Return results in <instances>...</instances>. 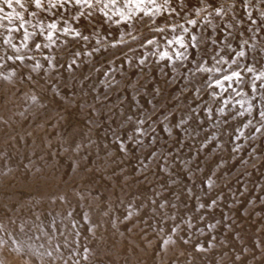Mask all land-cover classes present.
<instances>
[{
	"label": "rangeland",
	"instance_id": "rangeland-1",
	"mask_svg": "<svg viewBox=\"0 0 264 264\" xmlns=\"http://www.w3.org/2000/svg\"><path fill=\"white\" fill-rule=\"evenodd\" d=\"M177 2L176 0H170L167 5L165 2L161 3V0H158L146 9V11H150L149 15L142 13L139 17L134 16L127 19L125 22H128H124L121 26L118 24L113 26L104 25L100 27L101 32H93L94 28L92 27L94 25L87 23L79 31L82 36L88 37L87 40L82 38L74 40L72 35H58L56 38L62 46L57 50L19 53L0 51V56L7 57L4 66L7 70L9 69L10 73L13 71L12 74L17 77L19 74V77L28 74L30 76L34 73V70L38 71V74L44 71L28 68V66H31L27 65L29 63H25L27 66L25 64L20 65V61L14 59L16 55L25 58L53 56L56 59L57 67L53 68L47 79L51 80L50 82L55 81L59 90H64L68 86L67 74L69 72L74 71L79 74L82 70H85L88 75L101 74L98 81L90 85L91 90L98 92V94L92 96H81V94L72 96L70 93L65 92L59 96L51 97L48 94L40 93V91L43 93L44 90L42 84L31 85L34 93L38 90V94L35 93L37 96L35 94L26 95L30 88V81L28 80H31L26 79V76L23 79L21 78L25 82L19 80L20 85L15 80L16 76H12L13 79L11 78V80L9 79L10 82H14H11V85L8 84L9 81L1 84L0 88L3 93L0 105L11 101H13V104L10 110L0 113V264H264V118L259 116V111H264V94H261L264 91V88L261 87V84H264V78H262L263 80H254L257 75L264 72L262 68L264 66L258 65V68L256 65L258 63H252L251 67L254 66L253 68H256V71L257 69H261V71H258L259 73L254 71V74L253 72L249 73L246 71L248 54L240 61V57L236 59L234 52L231 50L226 51L227 54L220 52L219 56L223 57V60L231 63L232 58H235L239 64L241 63L240 68H236V65H232V68L240 71L243 78H245L242 84L240 83L241 85L233 81L235 92L229 89L223 93L222 97L217 98L221 89L209 88L208 84L213 83L218 76L223 74L216 72L215 69L218 67L228 68L230 63L195 64L190 67L191 65L187 64L189 59L196 55L197 48L200 46L199 43H197L195 49L192 47L181 49L175 43L171 45L168 43L176 35L185 36V43H187L188 36L193 35L194 32L196 36L203 33L213 36V40L216 41L229 40V42H233L238 36L226 24L228 16L225 15H229L233 8L241 6L242 8H248L247 11H251V13L255 7L264 12V0H249L246 6L243 0H227L223 6L221 3H215L214 7L221 10L220 17L222 16V18L213 14L215 12L213 7L208 8L203 13L197 14L195 12L191 16H187L189 13L197 11L198 6V9L207 6L209 2L207 3L205 0L204 3L196 0L198 4L195 0H184L182 6L179 0ZM172 5H175L173 7L177 12L172 11ZM160 7L164 8V11ZM157 8L159 11H157ZM191 8H195V10ZM214 15L216 22L213 18ZM192 19L197 21L195 26L188 24V20ZM201 20H204L202 21L204 24ZM199 23H202V26ZM177 25H183L184 28L189 30V33H183ZM205 25L207 28L204 27ZM224 26H226V30H224ZM173 27L176 29L175 34H171ZM214 28H216L215 32H212ZM158 29L164 31L161 32ZM228 32H232L230 36ZM223 33L227 38L225 36L223 38ZM233 34L235 37H232ZM38 40V37L34 36L28 41V44L34 45ZM149 40H152L153 43L149 44ZM239 47L243 49V47ZM239 49L238 47L235 48L236 52L242 50ZM161 50L167 52L172 59H161L160 57L164 53ZM176 52H183L188 56L187 59H184L185 63H182L183 60L176 59ZM244 52L246 51L244 50ZM76 53H79L80 58L74 59L76 64H71L72 66L69 68V65L67 66L68 59ZM9 56H12L13 60H9ZM64 65L68 67V72L67 69H64L61 73L58 68ZM199 68H211L213 71L204 72L200 71ZM24 70L29 73L27 74ZM14 71L19 74L17 75ZM59 71L60 75L56 78ZM189 73L192 80L185 83L184 79ZM183 83H185V86ZM13 85H16V88ZM10 86L16 92V97L14 96L16 99H8L9 93L6 91L11 88ZM253 86L256 88L255 92ZM6 87H8V90H6ZM24 91L25 93H23ZM236 92H239L240 95H236ZM18 93L21 95L20 97ZM182 93L184 97H181L183 96ZM230 98L235 99L236 102L247 101V104L243 106L244 108L237 106L238 111H244V115L240 116L241 119L243 118L240 125L237 126L235 123L234 128H227V126L233 121L236 122V116L238 115L232 114L228 119L225 118L232 107ZM225 99L228 101L227 106L222 102ZM125 100H127V104L128 101H131L128 107ZM122 102L125 103L122 104ZM184 103L191 107L189 112L191 116H208L213 112L214 116L211 118L215 122L213 123L212 119L210 121L209 116L206 119L207 122L203 120L207 116H203L202 120L198 118L200 122L197 121L198 124L196 123L197 126L194 125L195 128L190 127L188 124L185 125L181 119ZM250 105L257 108L256 111H253L252 107L250 113L245 111ZM221 108H223V112L220 111ZM187 120L195 122L191 119ZM140 121H143V123H140ZM222 121H224L226 131L220 129ZM212 123L217 124L212 125ZM80 125L84 127L79 128V131L84 130L87 133L96 126L102 130L100 129V132H97V136L88 137L84 141L86 134L76 133L73 138L74 141L76 140L75 142L78 141V147L74 150V157L69 156L66 151L68 148L61 146V136L57 132H63L64 138H67ZM191 129L197 131L195 137L197 135V137H206V142L204 140L205 143L196 146L191 153L192 156L182 159L179 152L182 150V146L187 148L186 145L189 143L187 132ZM256 129H260V131H256ZM209 131L212 132V135L215 133L212 140L209 139L213 137ZM216 131L220 134L217 135ZM22 132L25 136L20 141L13 144H4V138L7 134L14 137V135H20ZM185 132L187 134L182 139ZM120 137H124V143L121 145L117 142ZM184 138L186 139L184 140ZM217 141L222 143H219L221 147L216 145L218 144ZM144 143L149 144V146ZM223 143L227 146H224ZM122 145L123 148H121ZM222 147L226 149L227 153L225 152L226 154L223 156L226 159L224 161L220 159L217 162V165H219L223 161L220 167H216L215 164L213 167V164H210L211 156L214 153L213 156H222L219 154L223 149ZM256 148L260 149L257 150ZM115 154L119 156L120 161L118 159L113 161ZM209 154L210 156H208ZM167 155L168 159H166ZM170 155H173V157ZM125 156L128 157L124 159ZM54 157L59 163L50 164V160ZM189 157H192V159ZM172 158L176 161L179 158L181 166L179 170H176L175 166L177 164L172 165ZM163 160L166 163L162 162ZM168 160L172 163H168ZM187 161L191 169L188 168L190 166ZM190 161L194 166L190 164ZM195 161H199V163H195ZM206 161L208 162L206 163ZM116 162H118V165L116 164L114 167ZM247 162L253 166L250 167ZM181 163L184 164L183 168ZM243 167L244 169H242ZM111 168L114 171H111ZM184 168L185 170H183ZM199 168V171L203 174L197 171ZM100 169L105 171H100ZM192 169L194 172H192ZM207 169L209 170L206 171ZM244 170H247L246 173L249 171L251 174L249 173L248 177L241 176L245 173ZM48 171L51 172L52 181L51 179H49L50 181L47 180L46 173ZM183 172L188 173L185 175L191 178L197 175V178H195L200 180L198 183L202 182L199 184L200 186L197 184L199 195L195 194L193 198H189L191 191L188 189L187 192L186 190V204L183 203L185 205L182 204V198L179 200V197H177L179 192L174 189V187L182 188L181 184L184 180L181 173ZM209 172L211 175L208 174ZM204 173L207 174V177L204 176ZM179 174L181 175L179 176L180 179L176 176ZM192 174H195V176ZM216 174H219V176ZM228 177L235 180L229 184L230 178ZM55 178L56 182L54 181ZM60 181H63L62 183L65 186L68 184L67 189L69 191L65 190L63 192L60 189ZM148 182L153 184L150 185ZM47 183L48 191H52L48 192L45 189ZM209 183H211V187H208ZM201 185L206 190L201 189ZM150 186L154 187L153 190ZM167 186L169 189L166 188ZM157 187L158 189L160 187L158 191L156 190ZM175 191L177 196H175ZM66 192L68 193L66 194ZM126 192L129 193L126 194ZM66 195H70V197L68 198ZM150 195L153 196L149 197ZM118 196L119 201H117ZM151 198L153 200H150ZM168 198L170 199L168 200ZM212 200H215L216 204L208 209L207 205ZM152 201L156 203L151 204ZM129 202L130 205H127ZM160 203L166 204L169 211H167L166 206L165 208H156ZM200 203H204L206 207L197 210ZM173 204L175 207H172ZM50 205L52 207L48 208ZM60 206L67 211H63ZM182 207H189V209L182 210ZM89 209L95 214L99 213L96 218L102 224H113V219H118L117 215H122L121 219L119 218V221H121L116 226H109L108 230L101 226L96 231V225L89 218L80 216L82 210L87 211ZM163 209H166L167 212ZM53 210L56 213L58 222H55L53 218L55 215L50 212ZM190 216L192 227H188L187 223ZM201 216H203V219H200ZM173 217L175 218L173 219ZM208 225H214L215 228H209ZM172 227H177L175 233L171 232ZM236 227L240 228V231L236 230L235 232ZM169 237L175 243H164V241L169 240ZM184 240H187V243H184ZM257 240L260 242H257ZM66 241L69 243L68 247ZM149 243L156 247L152 252L147 250V246L150 247ZM113 245L120 251H118L119 257L110 254L113 252L110 248ZM197 246L203 250L197 251ZM242 247L245 254H237L236 252ZM145 251L151 254L148 257H141L145 255L143 254ZM126 252L129 253L127 257ZM48 253H51V256ZM245 255L246 257H244ZM127 261L129 262L127 263Z\"/></svg>",
	"mask_w": 264,
	"mask_h": 264
},
{
	"label": "bare ground",
	"instance_id": "bare-ground-1",
	"mask_svg": "<svg viewBox=\"0 0 264 264\" xmlns=\"http://www.w3.org/2000/svg\"><path fill=\"white\" fill-rule=\"evenodd\" d=\"M156 1H158V0H156ZM175 1V0H174ZM180 1V0H179ZM198 1H200L201 2V0H198ZM208 4H207V6H205V7H203V8H201V9H208V8H210L211 6H208L209 4H211V5H214L215 3H221L222 4V6L225 4V2L227 1V0H205ZM22 2L24 3V8H21L19 5H16V4H14L13 5V8H8L6 5H3V4H0V7H3L4 8V13H0V16H3L5 13H13V12H16V13H20L21 14V16H22V20H15V19H13V21L11 22V23H9V21H7V20H0V24H3L4 25V27L3 28H0V51H4V52H16L15 51V49H13L12 47H11V45H6V44H4L3 43V40L4 39H11V42H12V44H15L18 48H20L21 50H20V52H24V51H44V50H47V51H53V50H57L58 48H60V46H62V44L58 41V39L56 38L58 35H63V36H71L72 35V33L70 32L68 35H65L64 33H63V31H62V29L64 28V27H68V28H70L73 32H75V31H80L87 23H91V24H93L91 27L92 28H94L93 30V32H101V28L100 27H102V26H104V25H111V26H113V25H116V24H118V25H120L121 26V24H123L126 20L125 19H123V16H127L128 17V19H131V18H133L134 16L136 17V16H138L139 17V15H141L142 13H144V12H141V11H138L135 7H133V6H131V5H128V0H118V3L117 4H115V5H112V4H109V7L108 8H104V3L105 2H107V0H102V2L100 3V4H96L95 3V0H92V2H93V7L92 8H86V7H84V8H81V7H79V6H76V5H67V6H65V8H63V9H56V8H52V9H50V10H40V9H36L35 8V6H34V4L31 2V0H22ZM53 2H55V0H53ZM163 2H165V0H161V3H163ZM173 2V1H172ZM176 2H177V0H176ZM191 2V1H190ZM195 2H196V0H195ZM251 2V1H250ZM256 2V1H255ZM160 3V4H161ZM186 3V2H185ZM264 3V2H263ZM173 4H175V3H173ZM177 4H178V2H177ZM196 4H198L197 2H196ZM235 4V3H234ZM261 4V3H260ZM151 5H153V4H149V3H147V0H146V3L144 4V5H142V7L146 10L148 7H150ZM168 5V4H167ZM190 5V4H189ZM188 5V6H189ZM231 5V4H230ZM233 5V4H232ZM241 5V4H240ZM255 5V4H254ZM258 5V4H257ZM157 6V5H156ZM161 6V5H160ZM173 6H175V5H172V7ZM177 6V5H176ZM182 6V5H181ZM180 6V7H181ZM185 6V5H184ZM184 6H183V8H184ZM186 6H187V4H186ZM186 6H185V8H186ZM191 6V5H190ZM238 6V5H237ZM166 7V6H165ZM231 7V6H230ZM162 7H160V9H161ZM198 8H199V6H198ZM197 8V9H198ZM253 8V7H252ZM163 9V11H164V8H162ZM173 9H174V7H173ZM187 9V8H186ZM191 9H193V10H195V8H191ZM226 9V8H225ZM170 10V9H169ZM189 10V9H188ZM193 10H191V11H193ZM206 10H202V12H199V13H203V11H206ZM227 10V9H226ZM248 10V8H242V6L241 7H236V8H233L232 10H231V12H230V14L229 15H225V16H228V18H226V24H228L229 25V23L230 24H232V27H231V30L234 32V33H236V36H238V38L235 40V41H233V42H229V40H217V44H213L212 43V40H213V36L211 37L210 35H206V34H203V33H200V34H198L197 35V37L199 38V48H197V53H196V55H192L193 57L192 58H190L189 59V62H188V64L187 65H191L190 67H192V66H194L195 64H202V65H204V64H209V63H213L214 65L215 64H218L216 61L218 60V59H220V56H219V54H220V52H225L226 53V51H229L230 49H228V47H227V45L228 44H231V46H232V48L233 49H235V48H237L238 47V49L240 48L239 46L240 45H242V47H243V49L246 51L245 53L246 54H248L249 55V58H248V60H246V67H247V65L248 66H250V65H252V63H258V64H256L257 66L259 65H261V67L262 66H264V20H262V13H264L261 9L259 10V9H256V7L254 8V11L251 13V11H247ZM190 11V10H189ZM228 11V10H227ZM168 12V11H167ZM177 12V11H176ZM179 12V11H178ZM195 12H197V11H194V12H191V13H189L187 16H191L193 13H195ZM226 12V11H225ZM33 13H35V15H33ZM81 13H83V15H81ZM89 13H91L90 15H89ZM105 13H107V15H105ZM118 13H122L123 15H120V14H118ZM249 13H251V18L252 19H255L256 21H257V24H255V25H253V24H251V22H250V20H249V16H248V14ZM213 14H215V12L213 13ZM212 14V15H213ZM222 14V13H221ZM164 15V14H163ZM169 15V14H168ZM172 15H173V13H172ZM179 15V14H178ZM166 16V15H165ZM170 16V15H169ZM187 16H185V17H187ZM171 17H174V16H171ZM180 17V16H179ZM182 17V16H181ZM208 17H210V15H208ZM218 17H220V16H218ZM213 18H215V15H214V17ZM220 18H222V16L220 17ZM163 19V18H162ZM164 20V19H163ZM207 20H209V19H207ZM215 20V22H216V18L214 19ZM221 20V19H220ZM202 21H204V20H201V22ZM211 21V20H210ZM228 21V22H227ZM24 23V29H27V31L28 32H35L36 33V35L35 36H37L38 37V42L39 43H41V45H42V47H41V49L40 50H36L35 48H34V45H29L28 43L29 42H27V44H28V47H22V45L25 43V41L23 40V36H24V29H20L19 31H13V32H11V33H9V31H8V28H19V26H20V24L21 23ZM53 22H55L56 24H57V29L56 30H51V29H48L47 28V25L48 24H51V23H53ZM128 22V21H127ZM127 22H125V23H127ZM219 22V21H218ZM217 22V23H218ZM203 23V22H202ZM201 23V24H202ZM206 23V22H205ZM208 23V22H207ZM217 23H216V25H217ZM225 23V22H224ZM189 24V23H188ZM200 24V23H199ZM200 24V25H201ZM204 24V23H203ZM219 24V23H218ZM187 25V24H186ZM208 25V24H207ZM211 25H212V23H211ZM222 25V24H221ZM190 26H192V25H190ZM202 26V25H201ZM210 26V25H209ZM176 27V26H175ZM175 27H173V28H175ZM186 27V26H185ZM189 27V26H188ZM198 27V26H197ZM204 27H206V25L204 26ZM203 27V28H204ZM213 27H214V25H213ZM218 27V26H217ZM225 27V29L224 30H226V26H224ZM116 28H118V27H116ZM207 28V27H206ZM205 28V29H206ZM211 28V27H210ZM112 29V28H111ZM171 29V28H170ZM198 29V28H197ZM215 29L216 28H214L213 29V31L212 32H215ZM223 30V31H224ZM49 31H52L53 32V40L55 41V43H52L51 41H48L47 39H45V37L47 36V33L49 32ZM119 31V30H118ZM166 31V30H165ZM41 32H43L44 33V35L43 36H41L40 35V33ZM112 32V31H111ZM211 32V33H212ZM241 32H243L244 33V35L243 36H240V33ZM175 34L176 32H171V34ZM195 33V32H194ZM194 33H193V35H194ZM198 33V32H197ZM225 34H226V31L224 32ZM223 33V38H224V36L226 37V35ZM229 33V32H228ZM230 33H232V32H230ZM116 34V33H115ZM164 35H166L165 33H163ZM212 35H214V34H212ZM230 36V35H229ZM232 37H235V35L233 34V36ZM64 38H66V37H64ZM222 38V39H223ZM227 38V37H226ZM225 38V39H226ZM57 39V40H56ZM31 40V39H30ZM244 40H247L248 41V43L247 44H243V41ZM31 43V42H30ZM44 44H48L49 46L47 47V48H45V47H43V45ZM198 45V44H197ZM240 49H242V48H240ZM239 49V50H240ZM242 49V50H243ZM162 50H163V48H162ZM161 50V51H162ZM237 50V49H236ZM238 50V51H239ZM241 50V51H242ZM243 50V51H244ZM183 51H185V50H183ZM162 52H164V51H162ZM165 53V52H164ZM224 53V54H225ZM162 54V53H161ZM199 54V55H198ZM202 54H205V55H202ZM222 54V53H221ZM227 54V53H226ZM225 54V55H226ZM230 54V53H229ZM228 54V55H229ZM235 54V53H234ZM190 55V56H191ZM248 55H246V56H248ZM260 55H263V56H260ZM235 56V55H234ZM45 57H48L49 59H51V64H49V62H48V60H46L45 59ZM82 57V56H81ZM84 57H85V55H84ZM188 57V56H187ZM231 57H233V56H231ZM230 57V58H231ZM236 57V56H235ZM72 58V59H71ZM69 57V59H68V64H67V66L68 65H71L72 63V61L74 60V59H77V58H80V55H74L73 57ZM244 58V57H243ZM15 59V58H14ZM160 59V58H159ZM233 59V58H232ZM235 59V58H234ZM236 59H237V57H236ZM240 59V61L242 60L241 58H239ZM69 60H70V62H69ZM72 60V61H71ZM153 60V59H152ZM158 60V59H157ZM183 61H182V63L184 62L185 63V60L184 59H182ZM7 61V57H3V56H0V67H1V70H0V86H1V84L2 83H4L5 81H9V79L11 80V78H12V76H16V75H13L12 73H13V71H11L12 73H10V71H9V69L7 70V68L4 66L5 65V62ZM76 61V60H75ZM158 61H160V60H158ZM244 61V60H243ZM18 62H19V60H18ZM150 62V61H149ZM229 63H230V61H228ZM16 63V62H15ZM25 63H29V64H27V65H31V66H28V68H35V69H42V71H44L43 73L41 72V73H37L38 71H36V70H34V73H32V74H30V76H28L29 74V72H27L26 70H24V71H26L27 72V76L26 75H24V76H26L25 78L26 79H31V80H28V81H30V88H29V90L26 92V95H30V94H35V93H37L38 92V90L34 93V91L32 90L33 89V87L31 88V85H36V84H42L43 85V93L40 91V93L41 94H48V96H51V97H56V96H59L60 94H63V93H70L72 96H77V95H79V94H81V96L82 95H85V96H92V95H95V94H98V92H96V91H93V90H91V87H90V85L91 84H93V83H96L97 81H98V79H99V76L101 75L100 73H95V74H91V75H88V73H86L85 72V70H82L79 74H76L74 71L73 72H69V74H67L68 75V86L64 89V90H59L58 88H57V85H56V82L55 81H52V82H50L48 79H47V76L51 73V71L53 70V68H56L57 66V63H56V59L53 57V56H39V57H31V59H28V58H25L24 60H23V62H19V64L21 65V64H25ZM42 65H41V64ZM43 63H46V64H44L43 65ZM221 63H223V62H221ZM37 64H39L40 65V67L39 68H37L36 67V65ZM76 64V63H75ZM241 64V63H240ZM17 65V64H16ZM26 65V64H25ZM26 65V66H27ZM242 65H243V62H242ZM254 65V64H253ZM19 66V65H18ZM25 66V67H26ZM67 66H61L60 68H58V69H60V71H61V73L63 72V70L64 69H67L68 67ZM87 66V65H86ZM199 66V65H198ZM201 66V65H200ZM259 66H258V68H259ZM254 67V66H253ZM16 68V67H15ZM21 68V67H20ZM19 68V69H20ZM23 68V67H22ZM189 68V67H188ZM219 68V67H218ZM225 68V67H224ZM263 69H264V67H262ZM26 69V68H25ZM81 69H82V67H81ZM84 69V68H83ZM86 69H89V68H86ZM256 69V68H255ZM16 70V69H15ZM30 70V69H29ZM79 70V69H78ZM23 71V70H22ZM31 71V70H30ZM60 71H59V74H58V76L56 77V78H58L59 77V75H60ZM66 71V70H65ZM256 71V70H255ZM260 72L261 71V69L260 70H258L257 69V71L256 72ZM15 72V71H14ZM21 72V71H20ZM25 72V73H26ZM32 72V71H31ZM47 72V73H46ZM67 72H68V69H67ZM258 72V73H259ZM16 73V72H15ZM22 73V72H21ZM45 73V74H44ZM72 73V74H71ZM147 73V72H146ZM17 74V73H16ZM19 74V73H18ZM17 74V75H18ZM190 74V73H189ZM188 74V76L184 79V81H185V83L186 82H188V81H191L192 80V76H191V74L189 75ZM253 74H254V72H253ZM22 75V74H21ZM145 75V74H144ZM243 75V74H242ZM20 76V74L18 75V77L16 76L15 78V80L17 81V83H18V85H20V83H19V80H22L23 78H24V76L23 77H19ZM246 76V75H245ZM251 76V75H250ZM22 78V79H21ZM55 78V79H56ZM101 78V77H100ZM245 78V77H244ZM243 78V79H244ZM13 79V78H12ZM102 79V78H101ZM247 80V79H246ZM255 80V79H254ZM263 80V79H262ZM16 81H15V83H16ZM22 81H24V80H22ZM67 81V80H66ZM264 81V80H263ZM262 81V82H263ZM11 82H13V81H11ZM10 81H9V83L8 84H10L11 83ZM25 82V81H24ZM7 83V82H6ZM14 83V82H13ZM12 83V84H13ZM17 83H16V85H17ZM185 83H183V85L185 84ZM261 83V82H260ZM264 83V82H263ZM67 84V83H66ZM242 84V83H241ZM240 84V85H241ZM254 84H256V83H254ZM5 85V84H4ZM11 85V84H10ZM15 85V86H16ZM264 85V84H263ZM14 86V85H13ZM14 86V87H15ZM185 86V85H184ZM259 86V85H258ZM11 87V86H10ZM13 87V88H14ZM19 87V86H18ZM89 87V88H88ZM236 87V86H235ZM244 87V86H243ZM260 87V86H259ZM261 87H262V84H261ZM7 89L6 90H8V87H6ZM16 88V87H15ZM238 88V87H237ZM241 88V87H240ZM264 88V87H263ZM35 89V88H34ZM235 89V88H234ZM120 90V89H119ZM264 90V89H263ZM4 91V90H3ZM248 91V90H247ZM259 91H261V90H259ZM7 93H9V95H8V99L9 100H11V99H16L15 97V93L16 92H14V89L12 90V87L8 90V91H6ZM18 92H20V91H18ZM121 92V91H120ZM123 92V91H122ZM184 92V91H183ZM2 90H1V88H0V99H1V95H2ZM21 93V92H20ZM23 93H25V91L23 92ZM100 93V92H99ZM186 93V92H185ZM184 93V94H185ZM6 94V93H5ZM19 94V93H18ZM38 94V93H37ZM37 94H35L36 96H37ZM121 94V93H120ZM261 94H264V91H263V93H261ZM182 95H183V93H182ZM188 95H190V94H188ZM15 96V97H14ZM18 96V95H17ZM21 95L19 94V97H20ZM39 96H40V94H39ZM118 96V95H117ZM18 97V98H19ZM119 97V96H118ZM181 97H184V95L183 96H181ZM186 97V96H185ZM188 97V96H187ZM193 97H195V96H193ZM193 97H189V98H193ZM242 97V96H241ZM115 99V98H114ZM245 99V98H244ZM183 100V99H182ZM188 100V99H187ZM226 100V99H225ZM228 100V99H227ZM231 102H232V107L229 109V112L227 113V115L225 116V118H229L232 114H235V115H238L237 113L238 112H244V111H238V109H237V106L239 105L240 106V104H238L237 102H236V100L235 99H233V98H230L229 99ZM126 101V104H127V100H125ZM242 101H244L243 102V106L244 105H246L247 104V101H245V100H242ZM129 103L127 104V107L129 106V104L131 103V101H128ZM185 102H186V100H185ZM222 102H224V100L222 101ZM125 103V102H124ZM123 102H122V104H124ZM187 103V102H186ZM12 104H13V101H11V102H9V103H6V104H4V105H0V113H3V112H6V111H8V110H10L11 108H12ZM210 104V103H209ZM120 106V105H119ZM126 106V105H125ZM194 106V105H193ZM208 106V105H207ZM251 107H252V105H250ZM199 107H200V105H199ZM36 108H37V106H36ZM38 108H41V107H38ZM44 108V107H43ZM46 108V107H45ZM44 108V109H45ZM47 108H49V107H47ZM54 108H56V107H54ZM70 108V107H69ZM194 108V107H193ZM210 108V107H209ZM241 108V107H240ZM244 108V107H243ZM248 108H249V106H248ZM253 108V107H252ZM43 109V110H44ZM50 109V108H49ZM197 109V108H196ZM211 109V108H210ZM256 109L257 108H253V111H256ZM47 110V109H46ZM45 110V111H46ZM56 110V109H55ZM54 110V111H55ZM190 110H191V107H188V104H183V106H182V117H181V119H182V121H184V124L185 125H190V127H192V128H195V126L194 125H196V123H197V121L201 118V120H202V117L204 116H207V115H203L202 117L201 116H199L198 115V117H195V116H191L190 114H189V112H190ZM193 110V109H192ZM212 110V109H211ZM44 111V112H45ZM38 112H41V111H38ZM43 113V112H42ZM54 113V112H53ZM225 113V112H224ZM45 114V113H44ZM208 114V113H207ZM214 113L213 112H211L210 113V115H208L209 117H210V121H211V117L212 116H214L213 115ZM125 116V115H124ZM208 116L206 117V118H204L203 120H206L207 118H208ZM219 117V116H218ZM224 117V116H223ZM232 117H234V116H232ZM172 118V117H171ZM171 118H170V120H171ZM195 120H194V119ZM199 118V119H198ZM236 118H237V121L236 122H234L233 121V123H230L229 124V126H227V128L229 127V128H234L236 125L238 126V124L240 125V123L242 122V120H243V118L241 119V117H240V115H238V116H236ZM187 119H191V120H193V121H195V122H189ZM215 120H216V118H214ZM169 120V121H170ZM222 120V119H221ZM224 120V119H223ZM232 120H233V118H232ZM231 120V121H232ZM172 121V120H171ZM170 121V122H171ZM207 122H208V120H206ZM217 121H218V119H217ZM230 121V120H229ZM199 122H200V120H199ZM203 122V121H202ZM205 122V121H204ZM206 122V123H207ZM212 122H213V119H212ZM215 122V121H214ZM213 122V123H214ZM224 121H222V123H221V128L220 129H224L225 131H226V126H225V124L223 123ZM168 123V122H167ZM212 123V125H216L217 123H215V124H213ZM235 123H236V125H235ZM246 123V122H245ZM198 124V123H197ZM205 124V123H204ZM83 125V124H82ZM82 125H80L77 129H75L74 131H72L70 134H69V136L67 137V138H64V136H63V132H61V133H59V132H57L58 134H60V136H61V140H62V143H61V146H63L64 148H68V150H66L67 152H68V154H69V156H73L74 157V150L76 149V147H78L77 146V143H78V141L77 142H75L74 141V138H73V136L76 134V133H84V134H86L85 135V138L83 139V141L85 140V139H87L88 137H94V136H97L98 134H97V132H100V129L101 128H97V126H96V128H93L92 129V131L90 130L88 133L86 132V131H84V130H80L79 131V128H83L84 126H82ZM100 125V124H99ZM104 125V124H103ZM203 125V124H202ZM209 125V124H208ZM197 126V125H196ZM203 126H205V125H203ZM207 126V125H206ZM218 126H220V125H218ZM99 127V126H98ZM188 128H190L189 126H187ZM209 127H210V125H209ZM208 127V128H209ZM212 127V126H211ZM215 127V126H214ZM213 127V128H214ZM88 128V127H87ZM183 128H185V127H183ZM216 128V127H215ZM215 128H214V131H215ZM187 129V128H186ZM199 129V128H198ZM209 129H211V128H209ZM220 129H218V130H220ZM87 130V129H86ZM102 130V129H101ZM191 130H193V129H191ZM189 131V132H185V133H183V135H182V139H183V136L185 135V134H187V136L189 137V143H188V145H189V147H188V145H186L187 146V148H183V146H182V150L179 152V155L180 156H182V157H180V158H185V159H187V157L188 156H190L191 155V153L193 152V150L195 149V147L196 146H200V145H202L203 143H205L206 142V137H201V136H199V137H195V135L197 134L196 132L198 131L197 130V128H196V130L194 129L193 131ZM217 130V131H218ZM82 131V132H81ZM202 131H204V130H202ZM217 131H216V133H217ZM227 131H228V129H227ZM206 132V131H205ZM209 132H211V131H209ZM223 132V131H222ZM221 132V133H222ZM236 132V131H235ZM196 133V134H195ZM226 133V132H225ZM67 134H68V132H67ZM206 134V133H205ZM208 134V133H207ZM210 134V133H209ZM215 134V133H214ZM213 134V135H214ZM218 134H220V133H217V135ZM223 134V133H222ZM212 135V132H211V136H213ZM216 135V136H217ZM226 135H228V134H226ZM25 136V134H24V132H22L20 135H17V136H15L14 135V137H12V136H10V134H7L6 135V137L4 138L5 140H4V144H13V143H15V142H18V141H20L23 137ZM210 136V137H211ZM215 136V135H214ZM214 136L213 137H211V138H209V139H211L212 140V138H214ZM185 137V136H184ZM227 138V137H226ZM120 140H118L117 142L121 145V144H123L124 143V137H120L119 138ZM144 139V138H143ZM186 138H184V140H185ZM209 139H207V140H209ZM223 139V138H222ZM205 140V142H203ZM214 141H215V139H213ZM147 141V140H146ZM181 141V140H180ZM221 141V140H220ZM149 142V141H148ZM222 142V141H221ZM221 142H219V141H217V143L218 144H216L217 146L218 145H220L219 143H221ZM226 142V141H225ZM142 143V142H141ZM213 143V142H212ZM144 144H146V143H144ZM222 144V143H221ZM147 145V144H146ZM215 145V144H214ZM223 145H224V143H223ZM222 145V146H223ZM123 146V145H122ZM145 146V145H144ZM147 146H149V144L147 145ZM213 146V145H212ZM224 146H227V145H224ZM223 146V147H224ZM219 147V146H218ZM218 147H217V149H218ZM220 147H221V145H220ZM222 147V148H223ZM260 147V146H259ZM215 148V147H214ZM261 148V147H260ZM260 148H256L257 150H259ZM211 149H212V147H211ZM216 149V148H215ZM220 149V148H219ZM228 149V148H227ZM263 149V148H262ZM229 150V149H228ZM254 150V149H253ZM256 150V151H257ZM58 151H60V149H58ZM125 151H126V149H125ZM140 151H141V149H140ZM213 151V150H212ZM216 151V150H215ZM220 151V150H219ZM219 151H217L218 153H219ZM223 151V152H222ZM222 151L219 153V154H221L222 156H217V155H215V156H213L214 154H212V156H211V158H212V160H210V164H213V167L216 165V167H220V165L223 163V161L226 159V157H225V159L223 158V156L227 153L226 152V149L225 148H223L222 149ZM261 151V150H260ZM127 152V151H126ZM138 152V151H137ZM144 152V151H143ZM209 152V151H208ZM226 152V153H225ZM125 153V152H124ZM129 153V152H128ZM139 153V152H138ZM213 153V152H212ZM262 153V152H261ZM127 154V153H126ZM125 154V155H126ZM133 154H134V152H133ZM172 154V153H171ZM112 155V154H111ZM137 155V154H136ZM136 155H134V156H136ZM177 155V154H176ZM178 155V156H179ZM115 156V157H114ZM113 157H114V160L113 161H117V159L120 161V159H119V156L117 155V154H115ZM129 156H131V154L129 153ZM171 156V155H170ZM178 156H176V157H178ZM192 156V155H191ZM207 156V155H206ZM208 156H210V154L208 155ZM228 156V155H227ZM107 157V156H106ZM128 157V156H127ZM126 156L124 157V159L125 158H127ZM171 157H173V155L171 156ZM204 158H205V155L203 156ZM137 158H138V156H137ZM170 158V157H169ZM189 158H191L192 159V157H189ZM123 159V160H124ZM166 159H168V155H167V158ZM181 159V160H182ZM220 159H223V161L219 164V165H217V162L218 161H220ZM122 160V159H121ZM199 160V159H198ZM206 160V159H205ZM255 160V159H254ZM165 160H163L162 162H164ZM173 163H172V162ZM171 161H169L168 160V163H172V165H176L175 167H176V170L178 169L179 170V168H181V166H180V162H179V158L177 159V161L176 160H174V158H172L171 159ZM186 161V160H185ZM184 161V162H185ZM192 161V160H191ZM190 161V164H193L192 162ZM200 161V160H199ZM199 161H195V163L196 162H198L199 163ZM258 161V160H257ZM126 162V161H125ZM179 164H178V163ZM188 162V161H187ZM208 161H206V163H207ZM52 163H59L56 159H55V157L53 158V159H51L50 160V164H52ZM118 162H116V163H114V167H115V165L117 164ZM127 163V162H126ZM164 163H166V162H164ZM182 163H183V160H182ZM181 163V164H182ZM247 163H249V162H247ZM31 164H33V163H31ZM125 164V163H124ZM215 164V165H214ZM118 165V164H117ZM167 165V164H166ZM188 165H189V162H188ZM187 165V166H188ZM199 165V164H198ZM241 165V164H240ZM239 165V166H240ZM249 165H250V163H249ZM248 165V166H249ZM34 166H35V164H34ZM105 166V165H104ZM103 166V167H104ZM124 166V165H123ZM126 166V165H125ZM171 166V165H170ZM183 166H184V164H182V168H183ZM190 166V165H189ZM192 166H194V164L192 165ZM207 166V165H206ZM247 166V165H246ZM245 166V168H247ZM251 166H253V165H250V167ZM120 167V166H119ZM167 167V166H166ZM199 167V166H198ZM210 167H212L211 165H210ZM242 167V166H241ZM48 168V167H47ZM116 168H117V166H116ZM126 168V167H125ZM188 168H190L191 169V166L190 167H188ZM197 168V167H196ZM203 168V167H202ZM207 168V167H206ZM123 169V168H122ZM174 170H175V168H173ZM211 169H215V168H211ZM242 169H244V167L242 168ZM241 169V170H242ZM105 171V170H103V169H100V171ZM149 170V169H148ZM165 170V169H164ZM175 170V171H176ZM183 170H185V168L183 169ZM182 170V171H183ZM187 170V169H186ZM200 170V168L197 170L198 172H200L199 171ZM203 170H204V168H203ZM209 169H207L206 171H208ZM248 170V169H247ZM247 170H244L245 171V173H243L241 176H245V177H248V174L250 173L249 171H248V173H246L247 172ZM249 170H250V168H249ZM111 171H114L112 168H111ZM205 171V172H206ZM232 171V170H231ZM230 171V172H231ZM251 171V170H250ZM181 172V171H180ZM184 172H186V171H184ZM181 173V175L179 174V175H176V176H178V178H179V176H181L182 177V179L184 180V182H183V184H181V186H182V188H178V187H174V189L175 190H177L178 192H179V194H178V196H177V192H176V194H175V196H177V197H179V200H180V198H182V204L183 203H185L186 201V199H187V197H186V190H187V192H188V189H190L191 190V192H190V194H189V198H193L194 196H195V194L197 195H199V193H198V186H197V184L199 185V184H201L200 182L198 183V181H200V180H197L196 178V176H195V174L193 175V176H195L194 178L192 177H188V176H186L187 174L186 173ZM188 172V171H187ZM192 172H194L193 171V169H192ZM243 172V171H242ZM252 173H253V171H251ZM149 173V172H148ZM176 173V172H175ZM200 173H202L203 174V172H200ZM47 174V180H49V179H51V181H52V176H51V172L50 171H48V173H46ZM45 174V175H46ZM113 174V173H112ZM184 174V175H183ZM186 174V175H185ZM199 174V173H198ZM208 174H210L211 175V173L209 172ZM231 174H233V173H231ZM237 174V173H236ZM235 174V175H236ZM251 174V173H250ZM254 174V173H253ZM216 175H218L219 176V174H216ZM227 175V174H226ZM44 176V175H43ZM42 176V177H43ZM51 176V177H50ZM204 176H206L207 177V174L205 175V173H204ZM228 176V175H227ZM230 176V175H229ZM234 176V175H233ZM238 176V175H237ZM240 176V175H239ZM252 176V175H251ZM251 176H250V178H251ZM46 177V176H45ZM62 178H63V176H61ZM60 177V178H61ZM148 177V176H147ZM170 177V176H169ZM172 177V176H171ZM188 177V178H187ZM245 177H244V179H245ZM44 178V177H43ZM152 178V177H151ZM150 178V179H151ZM175 178H177V177H175ZM174 178V179H175ZM228 178H230V177H228ZM231 178H232V176H231ZM230 178V180H229V184L232 182V181H234L235 179H231ZM235 178V177H234ZM237 178V177H236ZM138 179V178H137ZM141 179V178H140ZM148 179V178H147ZM156 179V178H155ZM166 179H168V178H166ZM180 179V178H179ZM179 179H177L178 181H180ZM182 179H181V181H182ZM239 179V178H238ZM243 179V178H242ZM247 179V178H246ZM249 179V178H248ZM63 180V179H62ZM139 180V179H138ZM146 180V179H145ZM154 180V179H153ZM169 180H171L170 178H169ZM240 181H241V179H239ZM50 181V180H49ZM55 182H56V178H55V180H54ZM58 181V180H57ZM64 181V180H63ZM63 181H60L59 182V184H60V189H62V191L64 192L65 190L66 191H69V189H67V186H68V184H67V186H65V184L64 183H62ZM163 181V180H162ZM239 181V182H240ZM32 182V181H31ZM151 182H153V181H151ZM159 182V181H158ZM166 182H168V181H166ZM226 182H228V181H226ZM67 183V182H66ZM149 183V182H148ZM180 183H182V182H180ZM237 183V182H236ZM58 184V185H59ZM140 184V183H139ZM150 185L151 184H153V183H149ZM149 184H148V186H149ZM225 184H227V183H225ZM47 186H46V188L45 189H47V191H48V183L46 184ZM80 185V184H79ZM38 186V185H37ZM142 186V185H141ZM163 186V185H162ZM176 186V185H175ZM177 186H179V185H177ZM200 186V185H199ZM228 186V185H227ZM71 187V186H70ZM75 187H76V185H75ZM127 187H129L128 185H127ZM151 187V186H150ZM229 187V186H228ZM72 188H73V186H72ZM71 188V189H72ZM131 188V187H130ZM141 188V187H140ZM153 188L154 187H151V190H153ZM166 188H168V186L166 187ZM187 188V189H186ZM225 188V187H224ZM38 189H39V187H38ZM40 189H42V188H40ZM49 189H51V188H49ZM53 189V188H52ZM81 189V188H80ZM79 189V190H80ZM159 189H160V187H159ZM158 189V187L156 188V190L158 191L159 190ZM162 189V188H161ZM165 189V188H164ZM169 189V188H168ZM200 189V188H199ZM201 189H204V188H202V185H201ZM200 189V190H201ZM220 189V188H219ZM238 189H239V187H238ZM36 190V189H35ZM43 191H44V189H42ZM55 191H56V189H54ZM59 190V189H58ZM74 190V189H73ZM78 190V189H77ZM78 190V191H79ZM167 190V189H166ZM204 190H206V188L204 189ZM203 190V191H204ZM224 190V189H223ZM39 191V190H38ZM41 191V190H40ZM39 191V192H40ZM49 191H52V190H49ZM48 191V192H49ZM75 191V190H74ZM81 191V190H80ZM138 191V190H137ZM136 191V192H137ZM145 191H147V189H145ZM144 191V192H145ZM156 191V192H157ZM172 191V190H171ZM219 191V190H218ZM220 191H222V190H220ZM38 192V193H39ZM42 192V191H41ZM48 192H45V193H48ZM57 192H59V191H57ZM63 192H60V193H62V194H64ZM132 192H134V191H132ZM173 192V191H172ZM197 192V193H196ZM202 192V191H201ZM217 192V191H216ZM44 193V194H45ZM68 192H66V194H67ZM120 193V192H119ZM119 193H118V195H119ZM129 193V192H128ZM127 192H126V194H128ZM139 193V192H138ZM147 193V192H146ZM168 193V192H167ZM171 193V192H170ZM40 194V193H39ZM41 194H43V193H41ZM56 194V193H55ZM72 194V193H71ZM141 194V193H140ZM150 194H151V191H150ZM154 194V193H153ZM201 194V193H200ZM46 195H48V194H46ZM51 195H52V193H51ZM54 195V194H53ZM124 195V194H123ZM173 195H174V192H173ZM59 196V195H58ZM57 196V197H58ZM63 196V195H62ZM67 196V195H66ZM133 197L135 196L134 194L132 195ZM151 196H153V195H150L149 197H151ZM188 196V195H187ZM56 197V196H55ZM55 197H54V199H55ZM68 198L70 197V195L69 196H67ZM72 197V196H71ZM130 197V196H129ZM133 197L131 198L132 200H133ZM163 197H165V196H163ZM171 197V196H170ZM59 198V197H58ZM188 198V199H189ZM52 199H53V197H52ZM65 199V198H64ZM118 200L117 201H119V196H118V198H117ZM165 199H167V198H165ZM170 198H168V200H169ZM178 199V198H177ZM253 199V198H252ZM150 200H153V198H151ZM161 200V199H160ZM196 200V199H195ZM116 201V202H117ZM123 201V200H122ZM148 201H149V199H148ZM163 202H164V199L162 200ZM172 201V200H171ZM194 201V200H193ZM65 203H66V201H64ZM88 202V201H87ZM166 203H167V201H165ZM190 202V201H189ZM194 203V202H193ZM87 204V203H86ZM110 204H114V203H110ZM130 205V202L129 203H127V205ZM151 204H153V203H151ZM161 204V203H160ZM177 204H178V201H177ZM181 204V205H182ZM186 204V203H185ZM185 204H183V205H185ZM188 204V203H187ZM192 204V203H191ZM165 206H166V204H164ZM168 205V204H167ZM62 206V205H61ZM60 206V207H61ZM66 206H68V204H66ZM106 206V205H105ZM146 206V205H145ZM165 206H164V208H165ZM189 206H190V204H189ZM195 206H196V204H195ZM52 207V205H50L48 208H51ZM102 207V206H101ZM100 207V208H101ZM150 207V206H149ZM151 207H153V205H151ZM167 207V206H166ZM47 208V209H48ZM62 209H63V207H61ZM85 208H86V206H85ZM93 208V207H92ZM105 208V207H104ZM156 208H158V207H156ZM183 208V207H182ZM194 208V207H193ZM167 209V211H169L168 210V207L166 208ZM166 209H163V211L165 210L166 211ZM185 209H189V207L188 208H183L182 210H185ZM61 210V209H60ZM86 210V209H85ZM93 210H94V208H93ZM102 210H103V208H102ZM193 210V209H192ZM201 210V209H200ZM257 210H258V208H257ZM260 210V209H259ZM62 211V210H61ZM63 211H67V210H64L63 209ZM159 211V210H158ZM166 211V212H167ZM187 211V210H186ZM185 211V212H186ZM194 211V210H193ZM50 212H52V214L53 215H55V217L53 216V218L55 219V222H58V220H57V217H56V213H55V211L53 210V211H50ZM201 212H203V211H201ZM101 213V212H100ZM174 213H177V212H174ZM196 213V212H195ZM99 214V213H98ZM98 214H95L91 209H89V210H87V211H84V210H82V212H81V214H80V216L81 217H83V218H85V217H87V218H89L90 220H91V222L92 223H94L96 226L95 227H97V229H96V231L98 230V229H100L101 228V226H102V228H104L105 230H108L110 227L109 226H116V225H118V222H120L119 221V218L121 219V216L122 215H117L118 217V219L116 220H114L113 219V224H110V225H105V224H102V223H100L98 220H97V218H96V216L98 215ZM159 214H160V212H159ZM163 214V213H162ZM167 214V213H166ZM169 214V213H168ZM170 215V214H169ZM72 216V215H71ZM70 216V217H71ZM175 216V215H174ZM69 217V216H68ZM69 217V218H70ZM114 217H116V216H114ZM190 218H191V216H190ZM233 227H234V225H233ZM215 228V227H214ZM251 228V227H250ZM165 230V229H164ZM201 230V229H200ZM236 230H238V231H240V228H238V227H236L235 228V232H236ZM244 230V229H243ZM93 231H95L94 229H93ZM232 231H233V228H232ZM231 231V232H232ZM242 233V232H241ZM240 233V234H241ZM171 236V235H170ZM146 241V240H145ZM150 241V240H149ZM245 241H247V240H245ZM257 242H260L259 240H257ZM155 243V242H154ZM66 244H67V247H68V245H69V243L66 241ZM150 244V243H149ZM152 245V246H151ZM143 246H146V245H143ZM149 246V245H148ZM147 246V250L149 251V252H152L156 247L155 246H153V244H150V247H148ZM136 247V246H135ZM106 248V247H105ZM111 248V250L113 251L112 253H110V254H113L114 255V257H119L118 256V251L119 250H117L115 247H114V245L113 246H111L110 247ZM142 248V247H141ZM259 249V248H258ZM244 251V248L242 247V248H240L239 250H238V252H236L237 254H245V252H243ZM104 252H105V250H104ZM110 252V251H109ZM108 252V253H109ZM120 252V251H119ZM146 252V253H145ZM143 254H145L144 256H141V257H148L151 253H149V252H147V251H145ZM170 252V251H169ZM225 252V251H224ZM147 253H149V254H147ZM166 253V252H165ZM126 257L129 255V253L128 252H126ZM111 256V255H110ZM125 257V258H126ZM244 257H246V255L244 256ZM137 258V257H136ZM126 259H128V258H126ZM142 260V259H141ZM249 260V259H248ZM129 261H127V263H128ZM134 262V261H133ZM138 263V262H137Z\"/></svg>",
	"mask_w": 264,
	"mask_h": 264
},
{
	"label": "snow or ice",
	"instance_id": "snow-or-ice-1",
	"mask_svg": "<svg viewBox=\"0 0 264 264\" xmlns=\"http://www.w3.org/2000/svg\"><path fill=\"white\" fill-rule=\"evenodd\" d=\"M31 2L34 4L36 9H40V10H50L52 8H56V9L59 10V9L65 8V6H67V5H76V6H79L81 8H84V7L92 8L93 7L92 0H55V2H53V0H31ZM101 2H102V0H95L96 4H100ZM169 2H170V0H165V4H167ZM180 2H181V5H183L184 0H180ZM243 2L245 4V6H246L249 3V0H243ZM117 3H118V0H107V2L104 3V8H108L109 4L115 5ZM145 3H146V0H128V5H131V6L135 7L138 11L144 12V15H149L150 11H146L142 7V5H144ZM147 3L155 4L156 0H147ZM201 3H204V0H201ZM0 4L6 5L10 9L13 8L14 4L19 5L21 8H24V3L22 2V0H0ZM208 6H211V7L214 8L216 16H220L221 15V10L219 8H215L214 5H211V4H209ZM202 10H206V9H197V14H199V12L202 11ZM157 11H159L158 8H157ZM172 11L175 12L176 9H173ZM0 13H4V8L3 7H0ZM90 14L91 13H89V15ZM118 14L123 15L122 13H118ZM33 15H35V13H33ZM81 15H83V13H81ZM105 15H107V13H105ZM261 15H262V20H264V13H262ZM248 16H249V20H250L251 24H253V25L257 24V21L255 19L251 18V13H249ZM13 19L22 20V16H21L20 13H16V12L5 13L3 16H0V20H7V21H9V23H11L13 21ZM123 19L127 20L128 17L127 16H123ZM188 23L193 25V26H195L197 24V21L192 19V20H188ZM3 27H4V25L0 24V28H3ZM177 27H180L181 30L183 31V33H185V34L189 33V30L187 28H184L183 25H177ZM228 27L231 28L232 25L229 24ZM47 28L51 29V30H56L57 29V24L55 22H53L51 24H48ZM20 29H24V23L23 22L20 24L19 28H8V31H9V33H11L13 31H19ZM62 31H63V33L65 35H68L71 32L74 40L77 39V38H82L84 40L88 39L87 36H82V34L79 31L73 32L68 27H64L62 29ZM158 31L163 32L164 30L163 29H158ZM172 31L175 32L176 29L172 28ZM35 35H36L35 32H28L27 29H24L23 40L25 41V43L22 45V47H28L27 42L32 37H34ZM40 35L43 36L44 33L41 32ZM229 35H230V33H229ZM243 35H244V33L241 32L240 36H243ZM45 39H47L48 41H51L52 43H55V41L53 40V32L52 31H49L47 33V36L45 37ZM193 42H196V43H193ZM3 43L6 44V45H11V47L13 49H15V51L17 53H19L20 50H21L15 44H12L11 39H4ZM148 43L152 44L153 41L149 40ZM168 43H169V45L175 43V44L179 45V47L181 49H186L188 47H192L193 49H195L196 46H197V43H199V38L196 35H189L188 36V42L185 43V36L176 35L174 37V39L173 40H169ZM212 43L216 44L217 41L216 40H212ZM247 43H248L247 40L243 41V44H247ZM48 46H49L48 44H44L43 45V47H45V48H47ZM240 46L242 47V45H240ZM41 47H42L41 43H39V42L34 43V48L36 50H40ZM113 47H115V45H113ZM227 47H228V49H230L232 52L235 53L236 57L243 58V57L246 56V53L244 51L236 52V50L232 48L231 44H228ZM75 55H79V53H76ZM160 58L161 59L167 58L169 60L172 59V57L169 56V54L167 52L163 53ZM8 59L9 60H13V57L9 56ZM24 59H25V57H23L21 55H16L15 56V60H19V61L23 62ZM28 59H31V57H28ZM45 59L48 60L49 64H51V59H49L48 57H45ZM176 59L177 60L187 59V56L183 52H176ZM216 62L218 64L221 63V62H223L224 64H228V61L223 60V57H220V59H218ZM75 63H76V61L73 60L72 64H75ZM141 63H143V61H141ZM232 65H236V68H240L241 67V65L238 63V61L236 59H232L231 63L228 64V68H217V69H215L216 72L223 73V74L218 76L214 80L213 83H209L208 84L209 88H213V89L219 88V89H221V92H220L219 96H217V98L222 97L223 93L227 92L229 89H232L234 92L236 91L233 88V81H235L237 84H240V83L243 82V76L241 75V72L237 71L235 68H232ZM71 66L72 65H69V68H71ZM36 67L39 68L40 65L37 64ZM199 70L200 71H204V72H212L213 71V69H211V68H199ZM246 71L251 73V72H254L255 69L253 67H251V66H248L246 68ZM262 78H264V72H262L259 75H257L255 77V80H261ZM225 84H227V86H225ZM262 87H264V85H262ZM253 91L254 92L256 91L255 86H253ZM212 94L216 95L215 93H212ZM236 95H240V93L236 92ZM224 103H225V106H227L228 101L225 100ZM237 103L240 104L241 107H243V102L237 101ZM220 111L223 112V108H221ZM245 111L250 113L251 112V106H249V108L245 109ZM237 114L240 115V116H243L244 112H238ZM259 116L261 118H264V111H259ZM140 123H143V121H140ZM245 127H247V125H245ZM137 131H139V130H137ZM256 131H260V129H256ZM241 135H243V133H241ZM121 148H123V146H121ZM234 151H235V149H234ZM211 186H212L211 183H209L208 187H211ZM189 191H191V190L189 189ZM152 203L155 204L156 202L152 201ZM215 204H216V201L212 200L211 203H209L207 205V208L211 209ZM164 206L165 205L163 203L157 205L158 208H164ZM172 207H175V205L173 204ZM205 207H206V205L204 203H200L198 205L197 210L204 209ZM174 218L175 217H173V219ZM200 219H203V216H201ZM187 223H188V227H192L191 218L188 219ZM177 227H172L171 228V232L175 233L177 231ZM208 227L212 228V227H215V226L214 225H208ZM169 242L175 243V241H173L171 239V237H169V240L164 241V243H169ZM184 243H187V240H184ZM196 250L197 251H202L203 249L200 248L199 246H197ZM48 255L51 256V253H48Z\"/></svg>",
	"mask_w": 264,
	"mask_h": 264
}]
</instances>
